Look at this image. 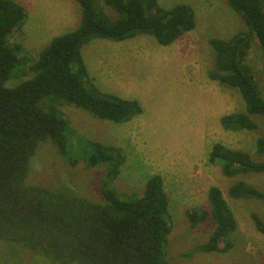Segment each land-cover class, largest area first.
<instances>
[{
  "label": "trees",
  "instance_id": "obj_1",
  "mask_svg": "<svg viewBox=\"0 0 264 264\" xmlns=\"http://www.w3.org/2000/svg\"><path fill=\"white\" fill-rule=\"evenodd\" d=\"M80 21L73 30L54 36L28 61L20 45L9 36L17 30L25 11L15 0H0V264H168L165 246L170 223L168 198L159 176L146 181L134 198L120 196L103 181L101 201H92L70 189L65 171H58L62 185L53 188L28 182L29 171L45 165L39 151L51 144L65 163L75 164L67 120L57 106L68 103L99 119L126 122L141 114L136 99L121 98L87 85L81 48L94 38L121 41L139 33L153 35L169 45L195 28L190 6L169 9L156 0H104L114 12L110 17L98 0H76ZM245 21L247 30L224 40H209L215 64L208 77L239 90L245 112L224 114L225 130H255L251 115H264V97L246 56L256 41L264 56V0H226ZM85 166L113 164L107 174H117L118 159L112 148L89 143ZM256 152H264V136L256 139ZM84 157V156H83ZM208 162L219 165L222 174L264 172V161L245 151L215 142ZM111 167V168H110ZM231 198L264 201V192L237 181L229 186ZM209 211H187L191 227L211 215L215 227L193 251L224 252L232 243L228 235L237 227L233 212L220 188L207 190ZM251 218L264 235V221ZM188 255V253H185Z\"/></svg>",
  "mask_w": 264,
  "mask_h": 264
},
{
  "label": "rangeland",
  "instance_id": "obj_2",
  "mask_svg": "<svg viewBox=\"0 0 264 264\" xmlns=\"http://www.w3.org/2000/svg\"><path fill=\"white\" fill-rule=\"evenodd\" d=\"M69 1L80 18L79 4ZM98 1L108 16L115 17L104 0ZM156 2L164 9L177 4L190 6L195 28L169 45L159 44L153 35L139 33L121 41L94 38L81 48L87 85L121 98L136 99L141 114L117 123L68 103L57 106L67 120L72 152L78 160L74 165L65 163L51 144L45 145L38 156L45 158L46 164L31 169L27 180L59 188L62 183L58 171H65L63 179L70 189L99 202L103 181L120 196L131 199L143 191L148 178L157 175L168 198V264H264V235L251 218L255 213L264 221V201L228 195L229 186L237 181L264 192V172L225 176L219 165L207 160L212 144L219 142L264 161V152H256V139L264 136V115H251L258 125L255 130H225L220 117L245 112V102L239 90L218 84L207 74L215 64L209 40H227L246 31L245 21L226 0ZM24 11L25 20L10 34L9 41L20 45L19 54L27 56L29 62L37 58L54 34L76 28L49 30L45 22L39 27L40 13ZM245 60L264 97V56L256 41ZM89 143L112 148L113 161L118 159L116 175L107 174L112 163L85 166ZM212 185L220 188L236 219L237 227L228 235L232 245L224 252L193 251L212 233L215 222L208 215L191 227L186 213L209 211L207 190Z\"/></svg>",
  "mask_w": 264,
  "mask_h": 264
},
{
  "label": "crops",
  "instance_id": "obj_3",
  "mask_svg": "<svg viewBox=\"0 0 264 264\" xmlns=\"http://www.w3.org/2000/svg\"><path fill=\"white\" fill-rule=\"evenodd\" d=\"M21 4L26 11H35L40 13L39 24L45 22L46 27L49 30L60 29L65 27H77L80 18H77L76 8L72 9L69 0L61 2L62 0H15ZM70 4V5H69ZM25 20V18H24ZM70 31V30H68ZM64 32H60L62 34ZM54 34V36L59 35ZM51 40V39H50Z\"/></svg>",
  "mask_w": 264,
  "mask_h": 264
}]
</instances>
